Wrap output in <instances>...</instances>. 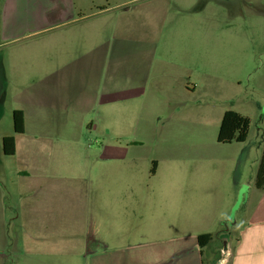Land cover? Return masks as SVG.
<instances>
[{
	"label": "crops",
	"instance_id": "0c3cea01",
	"mask_svg": "<svg viewBox=\"0 0 264 264\" xmlns=\"http://www.w3.org/2000/svg\"><path fill=\"white\" fill-rule=\"evenodd\" d=\"M134 1L77 17V0H0V264H220L216 243L228 250L226 264H264V189L242 173L250 132L244 143L222 144L227 150L181 145L202 133L199 104L188 100L197 88L179 64L171 74L170 59H157L170 48L155 32L139 34L129 19L114 25L125 13H112ZM16 110L23 134L3 126ZM142 112L162 131L128 134ZM86 131L100 138V163L83 170L73 161ZM7 136L16 139L13 156L4 153ZM141 147L163 157L146 180ZM259 150L258 168L264 137ZM192 152L234 161L236 197L243 186L247 194L241 223L229 227L209 167L174 168ZM206 234L213 238L201 253Z\"/></svg>",
	"mask_w": 264,
	"mask_h": 264
},
{
	"label": "rangeland",
	"instance_id": "374dc122",
	"mask_svg": "<svg viewBox=\"0 0 264 264\" xmlns=\"http://www.w3.org/2000/svg\"><path fill=\"white\" fill-rule=\"evenodd\" d=\"M125 1L128 0H77L76 16L96 11L99 6ZM118 12L125 14L121 20L113 15L114 25L122 21L126 24L129 19L134 21L139 34L155 32L159 42L169 43V53L163 56L159 51L157 59H170L172 65L168 71L171 74L177 72L176 65L179 64L188 74V82L197 88L188 100L199 104V127L202 125V133L199 131L197 137L181 145L185 143L193 149L204 146L211 150H227V145L217 142L223 113L234 110L251 119L248 146L253 154L242 173L244 180L254 183L258 171L259 148L264 137V0H136L112 14ZM93 20H101V17H93ZM4 51L3 48L0 50L2 56ZM8 116L9 113L3 126L11 130L13 121ZM134 119L133 126L126 131L130 135L141 136L144 131H162L156 124L146 125L143 112L135 115ZM142 138H138V144L147 148V144L152 142ZM100 146V138L86 131V134L77 138L79 156L73 163L83 170L87 166L99 165L100 156L95 151ZM146 148H140L143 151L138 166L142 180L149 177L152 161L163 160L160 154L144 152ZM222 155L225 156L222 161L204 157L202 162L201 155L192 152L174 168H184L191 172L197 164L203 163L209 167L210 180L215 186H221L222 198L226 202L221 206V211L223 214L227 212L231 227L236 219L241 223V218L247 212V194H243V186L239 194L242 193L244 199L241 201L239 194L236 197V167L229 154ZM250 196L256 202L260 194L253 191ZM233 240L232 244L235 245ZM216 244L214 254L222 260V250Z\"/></svg>",
	"mask_w": 264,
	"mask_h": 264
},
{
	"label": "trees",
	"instance_id": "16d2710c",
	"mask_svg": "<svg viewBox=\"0 0 264 264\" xmlns=\"http://www.w3.org/2000/svg\"><path fill=\"white\" fill-rule=\"evenodd\" d=\"M13 124L16 134L24 133V113L16 110L13 113ZM251 128V119L241 113L228 110L224 113L217 141L221 144L244 143L246 142ZM3 149L7 156H13L16 153V139L14 136H7L3 139ZM156 162H153L152 173L155 172ZM256 187L264 189V150L260 160L259 168L256 175ZM210 234L201 235L198 238L199 246L205 248L212 240ZM218 259V258H217Z\"/></svg>",
	"mask_w": 264,
	"mask_h": 264
},
{
	"label": "built area",
	"instance_id": "2783aa9c",
	"mask_svg": "<svg viewBox=\"0 0 264 264\" xmlns=\"http://www.w3.org/2000/svg\"><path fill=\"white\" fill-rule=\"evenodd\" d=\"M222 255H223V259L220 260V264L222 263L223 260H226L227 261L228 250L227 251L222 250Z\"/></svg>",
	"mask_w": 264,
	"mask_h": 264
},
{
	"label": "bare ground",
	"instance_id": "6f19581e",
	"mask_svg": "<svg viewBox=\"0 0 264 264\" xmlns=\"http://www.w3.org/2000/svg\"><path fill=\"white\" fill-rule=\"evenodd\" d=\"M221 264H226V260H223Z\"/></svg>",
	"mask_w": 264,
	"mask_h": 264
}]
</instances>
